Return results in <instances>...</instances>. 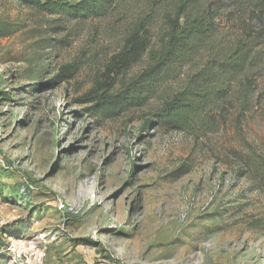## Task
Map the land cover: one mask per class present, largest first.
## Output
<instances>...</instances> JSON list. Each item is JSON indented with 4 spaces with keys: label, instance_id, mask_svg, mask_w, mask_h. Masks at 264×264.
Returning a JSON list of instances; mask_svg holds the SVG:
<instances>
[{
    "label": "rangeland",
    "instance_id": "obj_1",
    "mask_svg": "<svg viewBox=\"0 0 264 264\" xmlns=\"http://www.w3.org/2000/svg\"><path fill=\"white\" fill-rule=\"evenodd\" d=\"M105 27L0 0V264H23L16 245L43 264H264V84L238 127L160 125L156 101L93 117Z\"/></svg>",
    "mask_w": 264,
    "mask_h": 264
},
{
    "label": "trees",
    "instance_id": "obj_2",
    "mask_svg": "<svg viewBox=\"0 0 264 264\" xmlns=\"http://www.w3.org/2000/svg\"><path fill=\"white\" fill-rule=\"evenodd\" d=\"M15 1L73 28L106 21L104 35L118 47L83 99L96 101L93 117L156 101L160 125L188 131L208 112L226 122L232 111L238 127L264 84V0ZM75 72L66 65L57 78Z\"/></svg>",
    "mask_w": 264,
    "mask_h": 264
},
{
    "label": "clouds",
    "instance_id": "obj_3",
    "mask_svg": "<svg viewBox=\"0 0 264 264\" xmlns=\"http://www.w3.org/2000/svg\"><path fill=\"white\" fill-rule=\"evenodd\" d=\"M11 251L17 258L23 256V264H43L46 255L45 250L37 249L35 245L31 246H14Z\"/></svg>",
    "mask_w": 264,
    "mask_h": 264
}]
</instances>
